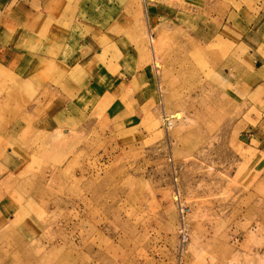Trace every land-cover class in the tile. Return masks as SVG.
Masks as SVG:
<instances>
[{"label":"rangeland","instance_id":"374dc122","mask_svg":"<svg viewBox=\"0 0 264 264\" xmlns=\"http://www.w3.org/2000/svg\"><path fill=\"white\" fill-rule=\"evenodd\" d=\"M230 1L152 0L150 28L125 6L139 81L119 113L58 106L49 131L43 92L2 69L0 264H264V154L235 143L260 113L234 86L260 9Z\"/></svg>","mask_w":264,"mask_h":264},{"label":"crops","instance_id":"0c3cea01","mask_svg":"<svg viewBox=\"0 0 264 264\" xmlns=\"http://www.w3.org/2000/svg\"><path fill=\"white\" fill-rule=\"evenodd\" d=\"M130 1L0 0V31L5 37L3 40L0 35V75L7 69L15 84L30 82L43 92L38 102L51 103L52 108L40 118L42 128H64L65 122L53 110L58 106L69 109L70 104L77 110L82 105L87 111L91 109L89 101L96 107L107 102L118 113L123 109L118 107L122 97L139 81L132 73V41L126 34L117 33L125 23L124 10ZM248 1L240 0V8ZM252 1L260 9L258 21L241 39L244 44V39L251 37L257 41L246 45L248 56L241 64L244 75L234 86L248 98L257 96L260 114L253 115L251 133L235 143L264 154V0ZM238 2L230 1L229 6ZM151 6L156 10L154 4ZM106 41H112L111 50H105Z\"/></svg>","mask_w":264,"mask_h":264},{"label":"bare ground","instance_id":"6f19581e","mask_svg":"<svg viewBox=\"0 0 264 264\" xmlns=\"http://www.w3.org/2000/svg\"><path fill=\"white\" fill-rule=\"evenodd\" d=\"M151 2L152 0H149L147 3L144 2L143 0V13L145 15V19H146V24H147V28L151 27V21H152V6H151ZM150 31V30H149ZM148 31V32H149ZM150 33V32H149ZM148 33V34H149ZM151 40V38H150ZM152 43V42H151ZM153 46V45H152ZM159 86V85H158ZM161 89V88H160ZM175 117V115H170V117L167 116V118H165L166 121H170L171 119H173Z\"/></svg>","mask_w":264,"mask_h":264},{"label":"built area","instance_id":"2783aa9c","mask_svg":"<svg viewBox=\"0 0 264 264\" xmlns=\"http://www.w3.org/2000/svg\"><path fill=\"white\" fill-rule=\"evenodd\" d=\"M149 0H144L145 3H147ZM151 39L153 37V34L150 35ZM156 68L158 69V66H156ZM175 179L177 180V178L175 177ZM179 209H180V213L182 218L185 217L186 213L189 211V208L187 206H185L184 204L180 203L179 205ZM181 236H182V241L186 242L188 240V235L186 233V231H181Z\"/></svg>","mask_w":264,"mask_h":264}]
</instances>
